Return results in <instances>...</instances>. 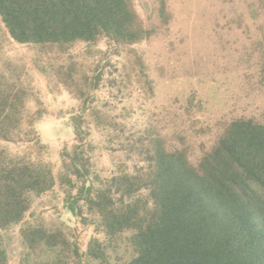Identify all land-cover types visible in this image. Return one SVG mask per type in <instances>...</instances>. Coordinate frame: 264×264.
Wrapping results in <instances>:
<instances>
[{"label":"rangeland","instance_id":"rangeland-1","mask_svg":"<svg viewBox=\"0 0 264 264\" xmlns=\"http://www.w3.org/2000/svg\"><path fill=\"white\" fill-rule=\"evenodd\" d=\"M160 1L133 0L143 26L154 31L133 45L106 35L93 45L20 44L0 17V103L16 94L24 103L21 123L0 140V150L54 176L50 190L28 194L30 209L20 222L0 227V264H128L135 258L131 232L110 238L84 201L70 208L82 186L70 167L76 146L91 163L87 187L110 190L119 203L115 180L152 166L149 138L161 139L167 151H183L198 168L231 122L264 123V0H167V27ZM78 116L82 143L73 123ZM135 197L147 199L149 191ZM30 230L61 243L30 242ZM93 240L104 247L103 263L87 256Z\"/></svg>","mask_w":264,"mask_h":264},{"label":"trees","instance_id":"trees-1","mask_svg":"<svg viewBox=\"0 0 264 264\" xmlns=\"http://www.w3.org/2000/svg\"><path fill=\"white\" fill-rule=\"evenodd\" d=\"M159 15L167 27V0L160 1ZM0 17L13 40L38 46L93 45L101 35L133 45L154 32L143 26L133 0H0ZM23 108L18 94L0 103V140L19 126ZM73 121L82 143V118ZM147 147L151 168L115 180L122 195L117 203L110 190L87 187L91 163L76 146L70 167L82 186L70 208L75 211L84 201L110 238L131 232L136 256L128 264H264V123L231 122L198 168L183 151H167L159 138H149ZM53 186L51 170L12 160L0 150V227L22 220L30 209L28 194L41 195ZM141 189L149 191L147 199L135 197ZM25 236L49 246L61 243L41 230ZM87 256L106 261L97 240L90 242Z\"/></svg>","mask_w":264,"mask_h":264}]
</instances>
